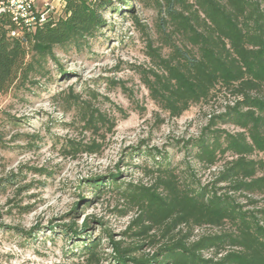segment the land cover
I'll use <instances>...</instances> for the list:
<instances>
[{"label":"rangeland","instance_id":"obj_1","mask_svg":"<svg viewBox=\"0 0 264 264\" xmlns=\"http://www.w3.org/2000/svg\"><path fill=\"white\" fill-rule=\"evenodd\" d=\"M158 1L111 0L108 25L88 46L57 48L59 68L49 62L26 86L0 94V264H87L79 238L62 234L64 226L80 232L86 221L84 239L101 236V264H114L106 232L124 246H141L137 257L152 256L169 238L157 229L150 234L156 236L153 244L133 236L137 228L131 223L140 207L128 198L129 191L154 190L166 169L181 185L211 186L231 160L226 155L208 167L197 161L193 144L232 97L221 93L172 118L143 83L139 71L153 69L147 44L162 45L158 23L164 12ZM90 113L98 118L95 128L84 120ZM70 142L85 152L68 155L64 147ZM254 159L264 161V153ZM115 176L118 187L84 186L94 179L106 184ZM216 188L229 192L225 184ZM233 195L244 210L264 208V196L254 197L252 204L245 194ZM232 231L230 224L196 228L191 241ZM203 256L212 259L214 252Z\"/></svg>","mask_w":264,"mask_h":264},{"label":"trees","instance_id":"obj_2","mask_svg":"<svg viewBox=\"0 0 264 264\" xmlns=\"http://www.w3.org/2000/svg\"><path fill=\"white\" fill-rule=\"evenodd\" d=\"M64 2L62 17L50 18L20 38L10 35L12 20H2L0 94L26 86L49 62L59 68L57 48L73 45L81 50L107 27L105 13L111 0ZM156 4L160 14L164 12L158 23L162 45L155 47L149 40L147 56L153 69L139 71L143 83L152 100L172 118L193 106L209 104L221 93L232 97V103L209 119L193 144L197 161L208 167L226 155L231 160L211 185L214 188L181 185L177 175L166 169L154 190L129 191L128 198L140 207V215L131 223L137 228L133 236L149 238L153 244L156 236L150 234L157 229L169 242L152 256L137 257L141 246H124L106 232L114 264H264V208L244 210L233 195L245 194L252 204L254 197L264 196V161L254 159L264 153V0H161ZM163 49L169 54L164 56ZM84 120L89 128L98 122L94 113ZM64 148L70 156L85 152V147L73 142ZM87 183L96 191L118 187L116 176L107 185L96 179L84 186ZM219 184L228 185L229 192L222 193L216 188ZM88 223L80 232L64 226L62 234L79 238L87 264H101V236L84 239ZM225 224L233 231L191 241L196 228ZM182 227L187 232L178 236L176 231ZM209 251L214 257L205 259L203 253Z\"/></svg>","mask_w":264,"mask_h":264},{"label":"built area","instance_id":"obj_3","mask_svg":"<svg viewBox=\"0 0 264 264\" xmlns=\"http://www.w3.org/2000/svg\"><path fill=\"white\" fill-rule=\"evenodd\" d=\"M38 0H0V26L5 17H9L14 25L10 35L15 38L34 33L45 25L54 12L48 2L39 7Z\"/></svg>","mask_w":264,"mask_h":264},{"label":"crops","instance_id":"obj_4","mask_svg":"<svg viewBox=\"0 0 264 264\" xmlns=\"http://www.w3.org/2000/svg\"><path fill=\"white\" fill-rule=\"evenodd\" d=\"M45 2L51 3L53 7L55 8L54 12L51 15L53 16V18H58L60 17V15L61 16L63 15L64 8H65L64 0H38L37 4L39 7H43V4ZM59 8H62L63 11H61Z\"/></svg>","mask_w":264,"mask_h":264}]
</instances>
